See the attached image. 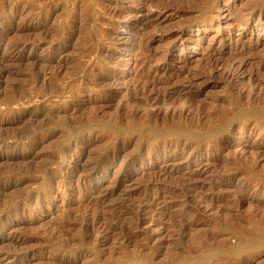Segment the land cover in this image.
Here are the masks:
<instances>
[{
  "label": "rangeland",
  "instance_id": "374dc122",
  "mask_svg": "<svg viewBox=\"0 0 264 264\" xmlns=\"http://www.w3.org/2000/svg\"><path fill=\"white\" fill-rule=\"evenodd\" d=\"M262 67L264 0H0V264H264Z\"/></svg>",
  "mask_w": 264,
  "mask_h": 264
},
{
  "label": "bare ground",
  "instance_id": "6f19581e",
  "mask_svg": "<svg viewBox=\"0 0 264 264\" xmlns=\"http://www.w3.org/2000/svg\"><path fill=\"white\" fill-rule=\"evenodd\" d=\"M45 9V8H44ZM43 12H44V10H43ZM42 14V13H41ZM44 14V13H43ZM34 29H40V27L38 26L37 28H34ZM42 30V29H41ZM40 30V31H41ZM38 32V31H37ZM41 40V39H40ZM39 40V41H40ZM44 42V41H43ZM41 43V42H40ZM237 55V54H236ZM244 55V54H243ZM239 55H237L236 57H238ZM234 57V56H233ZM234 58V61H236V59L237 58ZM242 57V56H241ZM241 57H239V58H241ZM245 57V56H244ZM243 57V58H244ZM242 58V59H243ZM215 59V58H214ZM216 60V59H215ZM232 60V59H231ZM246 60V59H245ZM213 61V59L211 60V62ZM233 61V60H232ZM243 61V60H242ZM242 61H241V63H242ZM210 62V61H209ZM220 62V61H219ZM219 62H216V61H214L213 63H211L210 65V67H211V70H215L216 68H218L219 67V65H221V64H219ZM244 62V61H243ZM247 62H249V61H247ZM230 63H231V61H230ZM241 63H239V65H237V63H231L230 65H228L229 67L226 69V67H225V75H226V77H233L234 75H236V74H238V72H239V69H240V64ZM251 63V62H250ZM40 64H41V62H40ZM48 64V63H47ZM53 63H51L50 65H46L47 67H50L51 65H52ZM259 64V63H258ZM42 66H44V64H41ZM40 65V66H41ZM226 65V64H225ZM38 66H39V63H38ZM222 66V65H221ZM243 66V65H242ZM258 66H260V65H258ZM44 68V67H43ZM258 68V67H257ZM39 69H41V68H39ZM38 69V71H40V74H38V79H40V80H42L43 78H45V76L47 75L46 74V72H41V70H39ZM262 69H263V71H264V67H262ZM261 69V70H262ZM48 70H50V68L48 69ZM209 70H210V68H209ZM258 70H259V72H260V69L258 68V69H256V71L258 72ZM255 71V70H254ZM253 72V71H252ZM258 72V73H259ZM209 73H210V71H209ZM255 73V72H254ZM263 73V72H262ZM261 73V74H262ZM220 74V73H219ZM260 74V73H259ZM239 75V74H238ZM252 76V75H251ZM250 76V77H251ZM254 76V75H253ZM263 76V75H262ZM225 77V76H224ZM256 77V76H255ZM259 77V76H258ZM253 78V77H252ZM261 78V77H260ZM107 79L108 78H106V76L104 75H99V76H97V81H98V83H105L106 81H107ZM250 79V78H249ZM254 79V78H253ZM44 80V79H43ZM42 80V81H43ZM255 80V79H254ZM96 81V82H97ZM251 81V80H250ZM39 82V81H38ZM258 82H260V81H258ZM256 84H258L257 82H256ZM54 85V84H53ZM52 84H51V86L49 87L50 89H51V91L52 92H54L55 90L53 89L55 86H53ZM263 86V85H262ZM261 86V87H262ZM42 89V88H41ZM257 89H259V87L257 88ZM255 91V90H254ZM263 91V90H262ZM262 91H261V93H262ZM41 92V91H40ZM48 92V91H47ZM50 92V91H49ZM48 92V93H49ZM251 92V91H250ZM259 92V91H258ZM247 94V93H246ZM250 94V93H249ZM251 94H252V92H251ZM49 95V94H48ZM255 95V94H254ZM257 95V94H256ZM260 95V94H259ZM259 95H257L256 96V98L257 99H260L261 101H263L264 100V95H263V97H262V95L261 96H259ZM113 96V95H112ZM250 96V95H249ZM244 98V97H243ZM249 98V97H248ZM252 98H254V96L252 97ZM255 99V98H254ZM249 100V99H248ZM252 100V99H251ZM125 102H126V100H124ZM124 101H123V103L122 104H124ZM260 101V102H261ZM253 103H254V105H256V103H257V100H255V101H253ZM259 103V102H258ZM263 104H264V102H263ZM262 105V104H261ZM258 106H260V105H258ZM262 106H264V105H262ZM252 107H254L253 105H252ZM119 108H120V105H119ZM123 108V107H122ZM125 108V107H124ZM123 108V109H124ZM261 108V107H260ZM260 108H252V109H250L249 110V112H248V115L250 116L249 118H252V119H255V120H257V119H260V118H262L263 117V109H261L260 110ZM185 109V108H184ZM187 109V108H186ZM188 111H189V108L187 109ZM200 110V109H199ZM263 110V111H262ZM186 111V110H185ZM185 111H179V112H177L176 111V116H179V117H183V115H185L186 113H185ZM203 111V110H202ZM248 111V110H247ZM53 112H59V110L58 109H55L54 111L53 110H51V109H46V107L45 108H41V110H39L38 111V116H45V115H52V113ZM173 112H175V111H173ZM246 112V111H245ZM191 113H192V111H191ZM197 113V112H196ZM244 113V112H243ZM54 114H56V113H54ZM53 114V115H54ZM119 114V113H118ZM174 114V113H173ZM174 115V116H175ZM187 115V114H186ZM204 116V115H203ZM206 116V115H205ZM211 116V115H210ZM52 117V116H51ZM54 117V116H53ZM247 117V116H246ZM205 118V117H204ZM53 119V118H52ZM251 119V120H252ZM203 120H205V119H203ZM253 121V120H252ZM260 121V120H259ZM263 121H264V119H263ZM262 121V123H263V125L261 124V127L264 129V122ZM256 123H257V121H256ZM218 126V125H217ZM258 126V125H257ZM223 127V126H222ZM215 129H216V127H215ZM214 129L212 128V131H213ZM217 130H220V127H219V129H217ZM212 133H214V132H212ZM215 133H216V131H215ZM82 164V163H81ZM80 166V165H79ZM81 167V166H80ZM81 169H82V167H81ZM132 223V222H131ZM183 226V225H182ZM185 228H186V226H185ZM192 228V227H191ZM187 229V228H186ZM126 230V229H125ZM184 230V229H183ZM115 231V230H114ZM165 231V230H164ZM123 232H126V231H123ZM184 232V231H183ZM125 234V233H124Z\"/></svg>",
  "mask_w": 264,
  "mask_h": 264
}]
</instances>
